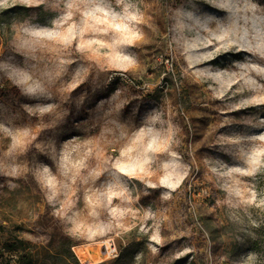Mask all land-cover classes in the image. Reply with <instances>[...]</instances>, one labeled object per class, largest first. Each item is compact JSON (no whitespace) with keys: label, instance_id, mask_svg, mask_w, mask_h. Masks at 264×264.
I'll return each mask as SVG.
<instances>
[{"label":"rangeland","instance_id":"374dc122","mask_svg":"<svg viewBox=\"0 0 264 264\" xmlns=\"http://www.w3.org/2000/svg\"><path fill=\"white\" fill-rule=\"evenodd\" d=\"M263 217L264 0H0V264H264Z\"/></svg>","mask_w":264,"mask_h":264},{"label":"trees","instance_id":"16d2710c","mask_svg":"<svg viewBox=\"0 0 264 264\" xmlns=\"http://www.w3.org/2000/svg\"><path fill=\"white\" fill-rule=\"evenodd\" d=\"M6 241L3 243L7 251H16L17 245L25 244L23 241L19 239H15V242L13 244H9V240L5 239ZM247 244L250 246L252 251L255 253H260L264 251V217L263 219H259L257 223L252 227L250 230V233L246 239ZM72 245L68 244V250L70 251ZM22 253L19 256V261L17 264H44L42 263L36 254L32 253L31 251L25 252L24 249H22ZM25 252V253H24ZM71 253V251H70ZM72 254V253H71ZM73 256V254H72ZM75 263H77L75 257H74Z\"/></svg>","mask_w":264,"mask_h":264},{"label":"bare ground","instance_id":"6f19581e","mask_svg":"<svg viewBox=\"0 0 264 264\" xmlns=\"http://www.w3.org/2000/svg\"><path fill=\"white\" fill-rule=\"evenodd\" d=\"M105 246H106L105 247L106 250H104L102 253H97L94 255L88 254V253L79 254L80 261L84 264H90L92 262L101 261L105 256L109 255L110 252L112 251V249L106 243H105Z\"/></svg>","mask_w":264,"mask_h":264}]
</instances>
